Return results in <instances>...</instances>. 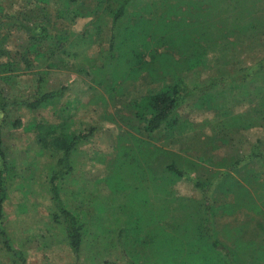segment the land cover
<instances>
[{
	"label": "trees",
	"instance_id": "1",
	"mask_svg": "<svg viewBox=\"0 0 264 264\" xmlns=\"http://www.w3.org/2000/svg\"><path fill=\"white\" fill-rule=\"evenodd\" d=\"M63 1L65 5L73 8L67 13L71 24L77 19L97 15L105 4L106 10L110 9L107 14L112 16L109 50L111 56L99 71H109L114 85L124 86V82L129 80L135 83L145 82L147 78L153 83L161 84L160 89L148 91L131 102L137 122L143 125L141 131L151 134L174 130L178 123L179 111L199 96L203 100L202 103L216 104L219 117L231 116V106L243 105L247 100L250 104L249 109L244 112L245 115L243 114L245 118L264 122L262 39L261 50L259 49L261 56L252 65H245L237 60L238 58H226L217 66L215 75L204 83L190 85L184 77V73L206 64L205 50L211 47H207V44L209 39L215 36L220 43L218 47L221 46L225 52H238L242 47L243 51H253L254 42L260 38L256 34L264 29V7L261 8V17L256 15L262 0H252V3L250 0H95L96 4L92 9H86L80 0ZM132 7L134 11L130 12ZM4 11L5 8L0 4V14ZM96 24L98 23L95 22ZM21 33L28 41L26 50L24 53L12 54L6 44L8 38ZM86 38L83 36L71 45H65L69 37L62 36L57 42V51L50 49V53L43 54V47L50 39V31L46 25L36 22L27 24L13 17L7 18L4 24L0 20V84H3L0 87V238L4 249L22 260L21 264H25L26 259L21 251L14 248L7 229L9 224L6 204L9 187L5 172L7 158L2 121L5 119L7 108L14 104L29 111L56 105L65 95V88L48 91L45 88L49 81L47 74L40 70H29L33 67L41 68L43 61L55 56L56 52H62L75 60L80 58L84 55V50L92 44H84ZM78 48L81 50L71 51ZM158 49L165 51L159 52ZM172 54H179L180 59H175ZM148 56L150 60L146 59ZM86 58L78 62H84ZM27 73L34 75L36 83L34 88L28 91L29 94L21 96L16 90L15 96L9 99L4 97V86L16 89L17 79ZM245 120L232 121L231 125L228 121V126L230 129L249 128L250 125ZM33 125L36 142L48 156L41 168H44L42 172L45 171L44 175L48 178V190L54 210L53 219L63 227L66 241L77 259L80 260L87 246L91 248L87 258L95 264H118L109 258H118L119 250L126 264H140L144 259L146 264H261V259L264 260V179L261 178L263 183H259L260 180L256 177L255 181L259 186L253 187L254 191L235 182V186L240 188V193L229 208L225 207L228 216L243 209L255 214L258 221L251 227L255 231L259 228L263 234L262 243L257 246L254 240H244L247 229L243 226L244 221L225 222L223 230L233 246L221 242L220 230L215 222L219 207H214L210 194L212 181L192 180L176 161L166 168L167 172L177 179L190 180L201 192L202 200L196 202L177 196L174 192L169 193L168 204L162 211L159 210L162 213L149 210L151 215L147 221L146 211L145 215L141 216L139 207L133 215L141 217L121 222L122 224L117 222L115 230H108L106 216L99 215L93 222H88L80 213L71 210L62 196L61 184L76 170L75 155L79 149L92 141L96 128L77 132L72 130L71 121L60 124L41 121ZM127 136L128 134L124 138ZM142 150L143 155L147 156L146 162L137 154H133L130 158L133 164L128 163L130 170L139 178L146 170L152 168L156 171L158 168L153 164V156H148V152ZM254 150L247 158L231 163L230 169H227L225 174L221 173L220 178L227 179L230 171L238 173L236 169L248 161L264 160V152L257 153ZM152 175H155V172ZM152 178L156 180L157 175ZM233 179L229 175V180ZM244 181L249 182L247 178H244ZM255 217L246 223H252ZM140 222L143 223L142 226ZM148 224L153 225V230L143 237L140 234ZM236 224L238 225L235 226ZM127 247L135 250L131 251ZM141 247L147 249L143 255L139 251Z\"/></svg>",
	"mask_w": 264,
	"mask_h": 264
},
{
	"label": "rangeland",
	"instance_id": "2",
	"mask_svg": "<svg viewBox=\"0 0 264 264\" xmlns=\"http://www.w3.org/2000/svg\"><path fill=\"white\" fill-rule=\"evenodd\" d=\"M80 1L85 4L86 9H92L96 4L95 0ZM250 2L252 3V0ZM0 4L5 8L0 14L3 24L7 18L13 17L27 24L36 22L46 25L50 31V39L43 47V54L50 53V49L57 51V42L62 36L69 37L65 45H71L83 36L87 37L84 44L92 42L91 46L84 50V55L76 60L63 55L62 52H56L55 56L43 61L41 68L33 67L29 70H40L47 74L49 81L45 88L48 91L65 88V95L56 105L29 111L14 104L7 108L5 119L2 121L7 158L5 172L9 187L6 204L9 224L7 229L14 248L21 251L26 259L25 264H95L87 258L91 253V248L87 246L80 260L76 258L66 241L63 227L54 222L48 178L44 175L45 171L42 172L44 168H41L48 156L36 142L33 125L41 121L56 124L71 121L72 130L77 132L96 128L92 141L79 149L75 155V172L61 184L62 196L68 207L80 213L88 222H93L99 215L106 216L108 230H115L117 222L122 224L121 222L134 220L135 217L144 216L145 211L148 221L150 211H162L169 202L168 194L173 192L180 197L201 201V192L190 180L177 179L167 172L166 168L176 161L192 180L212 181L210 194L214 207H219L215 222L220 230L221 242L233 246L223 230L225 222L244 221L243 226L247 228L244 240H254L256 246L262 243L261 230L257 228L255 231L251 227L258 221L252 211L243 209L228 216L225 207L238 198L240 188L235 186V182L252 191L253 187L263 183L261 178L264 179V160L248 161L236 169L238 173L230 171L229 175L233 180H229V175L227 179L220 178L221 173L225 174L226 170L230 169L231 163L247 158L254 149L257 153L264 152V122L245 118L244 112L249 109L250 104L247 100L243 105L233 104L230 109L231 116L219 117L216 104L202 103L203 100L199 96L179 111L178 123L174 130L145 133L141 131L143 125H140L134 116L131 102L148 91L160 89L161 84L153 83L147 78L145 82L135 83L129 80L124 82V86H116L109 71H99L111 56L109 50L112 16L107 14L110 9L106 10V4L100 8L97 15L77 19L73 24L67 19V13L73 8L65 5L63 0H0ZM263 7L264 0L256 13L257 17H261ZM132 11L134 7L130 8V12ZM95 22L98 24L95 25ZM256 35L260 38L255 39L251 52L243 51V47L238 52H225L221 46L218 47L220 43L217 42V36L208 38L207 47H211L205 50L203 59L207 60L206 64L184 73L187 82L190 85L204 83L215 75L217 66L226 58H238L243 64L252 65L261 56L259 49L261 50V39L264 43V29ZM14 36L8 38L7 47L9 46L12 54L24 53L28 45L26 37H23L22 33ZM76 50L81 48L71 49ZM85 57L87 60L79 63ZM172 57L180 59L179 54H172ZM146 59L150 60V57ZM34 79V75L30 73L22 74L17 79L16 89L4 86L3 96L9 99L17 94L16 90L21 96L29 94L28 91L36 84ZM0 85L2 87L3 84ZM239 120L248 121L250 127L229 128L228 121L231 125L232 121ZM142 149L148 152V156H153V164L158 168L156 171L152 168L146 170L139 178L130 170L128 163L133 164L130 160L133 154H137L146 162L147 156L143 155ZM1 166L0 161V168ZM153 172L155 175H152ZM156 175L155 180L152 177ZM256 177L260 180L259 183L255 181ZM244 178L249 182H245ZM135 203L142 205L137 206ZM139 207L141 216H134L133 213H136ZM161 211L159 212L162 213ZM253 217L255 219L252 223H246ZM140 225L143 223L140 222ZM152 227V224H148L140 235L145 237L153 230ZM127 249L135 250L128 247ZM146 250L139 248L142 255ZM109 259L117 261L118 264H126L125 259H122L121 250L118 251V258L113 256ZM16 260L18 262H15ZM261 260V264H264V260ZM21 263L22 260L4 249L0 238V264ZM140 264H146L145 259L141 260Z\"/></svg>",
	"mask_w": 264,
	"mask_h": 264
}]
</instances>
